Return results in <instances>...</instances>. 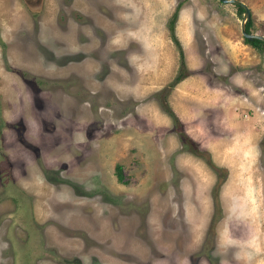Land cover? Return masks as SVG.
<instances>
[{"label": "rangeland", "instance_id": "1", "mask_svg": "<svg viewBox=\"0 0 264 264\" xmlns=\"http://www.w3.org/2000/svg\"><path fill=\"white\" fill-rule=\"evenodd\" d=\"M241 1L264 37V0ZM240 16L0 0V264H264V49Z\"/></svg>", "mask_w": 264, "mask_h": 264}, {"label": "trees", "instance_id": "2", "mask_svg": "<svg viewBox=\"0 0 264 264\" xmlns=\"http://www.w3.org/2000/svg\"><path fill=\"white\" fill-rule=\"evenodd\" d=\"M179 6H180V4L179 5L177 4L174 7V9L171 11V13L169 14V16L167 17L166 22H165V26H166V29L168 32V37L171 40V42L174 45L176 52H177V62H178L177 70H176L175 74L173 75L171 80L168 81V83L166 84L167 90L170 89L175 84V82H177L179 79H181V77L184 74V71H183L184 70V62H183L182 51H181L178 39L176 38L174 31H173V24H174V20L176 18V14H177V10L179 9ZM235 6H236L238 12L243 11V8L240 5L235 4ZM248 25H249V20L245 19L244 23H243V29L246 32L248 31L247 30ZM242 41L244 43H247L250 46L258 49V50L264 49V42L262 40H260L259 38H256V37L246 38V37L242 36ZM168 112L174 120H177L176 115L174 114V112L170 108H169ZM116 177H117V179H121V173L118 169L116 171Z\"/></svg>", "mask_w": 264, "mask_h": 264}, {"label": "water", "instance_id": "3", "mask_svg": "<svg viewBox=\"0 0 264 264\" xmlns=\"http://www.w3.org/2000/svg\"><path fill=\"white\" fill-rule=\"evenodd\" d=\"M221 1L231 2L234 4L240 5L243 8V11H241V16H240V20H239V32L242 36H244L246 38L256 37V38H259L260 40H262L264 42V37L262 35L244 31L243 23H244V20L248 17L249 9L243 1H241V0H221Z\"/></svg>", "mask_w": 264, "mask_h": 264}, {"label": "crops", "instance_id": "4", "mask_svg": "<svg viewBox=\"0 0 264 264\" xmlns=\"http://www.w3.org/2000/svg\"><path fill=\"white\" fill-rule=\"evenodd\" d=\"M176 86V85H175ZM210 101L213 103V101L215 102V103H217L218 104V102H219V100H216V98L214 97L213 99H210ZM236 133H238V134H236V138H235V145L238 143V142H240V141H243L244 139H245V135L242 133V132H240L241 133V135L239 134V131H237ZM247 144V143H249V144H253L254 142L253 141H251L250 139L248 140L247 139V142H243V144ZM241 153H243L242 152V150H241ZM243 204H245L246 202H242ZM198 218L201 216V211H200V209H198Z\"/></svg>", "mask_w": 264, "mask_h": 264}]
</instances>
